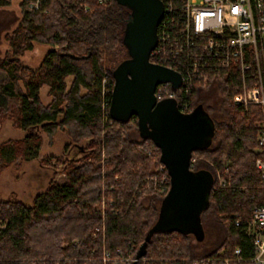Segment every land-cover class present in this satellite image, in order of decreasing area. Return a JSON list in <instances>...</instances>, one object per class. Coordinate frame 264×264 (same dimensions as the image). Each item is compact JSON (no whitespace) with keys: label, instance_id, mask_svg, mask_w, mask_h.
<instances>
[{"label":"trees","instance_id":"1","mask_svg":"<svg viewBox=\"0 0 264 264\" xmlns=\"http://www.w3.org/2000/svg\"><path fill=\"white\" fill-rule=\"evenodd\" d=\"M41 8L46 12L27 11L20 3L19 22L5 36L0 120L10 121L22 136L0 146V173L37 158L42 135L51 144L57 132H65L70 141L65 148L84 155L79 163H62L64 182L50 179L30 204L0 198V264H132L122 257L135 254L156 224L161 189L167 191L169 182L162 181L167 171L160 169V151L140 136L137 118H112L105 106L112 73L129 58L123 37L130 10L116 0H45ZM35 45L47 48L39 65L30 67L21 57ZM252 82L244 85L241 68L231 64L193 84L192 110L201 106L214 124L210 144L193 152L191 163L193 171L207 170L213 177L201 215L204 237L197 241L191 233L157 230L135 264L163 259L247 264L255 254L248 222L252 210L264 205V182L255 168L256 159L264 158L257 141L263 111L258 104L232 103ZM44 86L47 104L40 99ZM104 251L110 261L103 262Z\"/></svg>","mask_w":264,"mask_h":264},{"label":"water","instance_id":"2","mask_svg":"<svg viewBox=\"0 0 264 264\" xmlns=\"http://www.w3.org/2000/svg\"><path fill=\"white\" fill-rule=\"evenodd\" d=\"M130 10L123 42L129 58L113 71L109 115L118 120L137 118L141 137L148 138L160 151V162L169 176V188L162 200L156 224L148 231L135 254V264L145 254L147 241L161 229L191 233L201 241V215L209 204L213 177L207 170L193 171L192 154L206 148L214 134L208 114L197 106L183 114L174 101L156 102L157 84L170 82L178 88L181 76L150 62L156 46L157 27L163 16L160 0H116ZM87 57V56H86ZM194 162V161H193Z\"/></svg>","mask_w":264,"mask_h":264},{"label":"built area","instance_id":"3","mask_svg":"<svg viewBox=\"0 0 264 264\" xmlns=\"http://www.w3.org/2000/svg\"><path fill=\"white\" fill-rule=\"evenodd\" d=\"M45 0H20L27 11L46 12L41 8ZM108 0H99V2ZM163 16L157 27V42L150 54V62L169 68L181 76L178 88L170 82L159 83L154 90L156 102L174 101L181 113H190L189 96L195 83H205L211 76L231 64L241 68L244 85L251 86L233 97L232 103L247 107L258 104L263 111V123L257 132V141L264 150V0H160ZM10 3L11 0H0ZM253 68L252 73H248ZM106 80H103L105 83ZM110 100L105 106L110 105ZM148 145V143H147ZM255 168L264 182V158H257ZM160 169H165L161 164ZM166 170V169H165ZM169 182V176L163 182ZM225 183L220 181V185ZM166 194L167 191L161 189ZM240 225L239 220L235 221ZM98 229V228H96ZM253 236L255 254L247 264H264V205L255 207L248 222ZM120 253L119 250H117ZM136 254V252H135ZM135 254H126L122 261L133 262ZM239 261V249L234 250ZM103 262L111 260L103 252ZM176 260H158L156 264H178ZM198 261L193 260L192 264ZM179 264H186L180 262ZM223 264H229L228 259Z\"/></svg>","mask_w":264,"mask_h":264},{"label":"rangeland","instance_id":"4","mask_svg":"<svg viewBox=\"0 0 264 264\" xmlns=\"http://www.w3.org/2000/svg\"><path fill=\"white\" fill-rule=\"evenodd\" d=\"M19 1L11 0L8 5L0 6V60L4 58L8 49L5 36L17 26L21 16ZM46 48L43 45H35L32 51L24 53L21 57L23 64L37 67ZM40 99L43 104L50 101L46 86L42 87L40 91ZM21 136L22 132L18 131L10 121L0 120V146H4L3 143L8 140H17ZM41 137L42 144L36 159L22 164L13 163L0 173V198L16 197V199L30 204L34 195L44 190L50 179L54 178L57 183L64 182V175L61 171L62 163L67 160L80 161L84 155L82 149L73 146L68 149L65 148L70 142L65 132H57L51 144L48 143L45 135ZM42 158H48L49 161L44 163L41 160L42 163L40 161ZM194 160L192 159V162ZM12 191L16 196L12 193L8 194ZM204 224L207 229L206 222ZM206 237L209 236L206 235ZM163 260L167 261L166 259Z\"/></svg>","mask_w":264,"mask_h":264},{"label":"crops","instance_id":"5","mask_svg":"<svg viewBox=\"0 0 264 264\" xmlns=\"http://www.w3.org/2000/svg\"><path fill=\"white\" fill-rule=\"evenodd\" d=\"M18 131H19V130H18ZM20 132H21V131H20ZM8 141H10V140H8ZM8 141L4 142L3 144L6 145V143H7ZM35 159H36V158H35ZM63 177H64V176H63ZM16 180H17V179H16ZM10 193H12V194L15 195V193H13V191H12V192H8V194H10ZM8 194H7V195H8ZM14 195H13V196H14ZM15 196H16V195H15ZM9 198H11V197H9ZM13 198H16V197H13ZM1 199H6V198H1Z\"/></svg>","mask_w":264,"mask_h":264},{"label":"flooded vegetation","instance_id":"6","mask_svg":"<svg viewBox=\"0 0 264 264\" xmlns=\"http://www.w3.org/2000/svg\"><path fill=\"white\" fill-rule=\"evenodd\" d=\"M194 236V235H193Z\"/></svg>","mask_w":264,"mask_h":264}]
</instances>
